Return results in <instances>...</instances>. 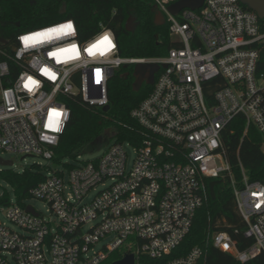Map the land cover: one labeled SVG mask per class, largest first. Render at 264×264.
I'll return each mask as SVG.
<instances>
[{"label":"built area","instance_id":"2783aa9c","mask_svg":"<svg viewBox=\"0 0 264 264\" xmlns=\"http://www.w3.org/2000/svg\"><path fill=\"white\" fill-rule=\"evenodd\" d=\"M176 1L151 0L174 42L161 58L121 56L110 27L80 40L72 19L24 31L10 49L0 41V152L22 159L52 162L71 115L69 99L77 95L103 107L115 69L167 64L131 111L144 131L139 141L114 137L101 156L84 161L78 154L73 163H58L60 169L37 164L44 168L43 180L23 201L12 195L3 205L0 264H111L127 255H133L132 264H206L207 247L182 244L206 200L207 181L216 178L230 182L245 224L244 245L236 227L209 232L206 243L242 264L264 256V182L250 179L241 161L234 170L224 143L236 118L244 126L242 138L253 127L264 139L262 21L239 0H203L200 7L174 14L169 5ZM68 22L71 33H52L28 47L20 39ZM105 34L110 46L102 44L90 55L86 49ZM72 45L78 55H50ZM44 68L55 79L43 74ZM29 77L38 84L26 87ZM28 198L45 203L46 213Z\"/></svg>","mask_w":264,"mask_h":264},{"label":"trees","instance_id":"16d2710c","mask_svg":"<svg viewBox=\"0 0 264 264\" xmlns=\"http://www.w3.org/2000/svg\"><path fill=\"white\" fill-rule=\"evenodd\" d=\"M129 15L135 16L138 24L133 32L126 29ZM153 18L151 0H0V39L3 47L10 49L16 43V37L24 31L72 19L78 27L80 40L92 37L102 27H110L115 33L121 56L161 58L174 46V42L170 39L168 24L157 26ZM261 21L264 27V20ZM260 55L258 69L264 73V46ZM133 69L132 64H127L112 72L107 86L108 109L105 111L101 106L83 102L77 95L68 100L71 115L55 148L52 163L73 159L83 151L94 149L97 139L104 136L108 128H113V137L119 141L141 139L144 131L131 111L149 94L152 84L145 82L135 90ZM243 129L241 119L236 118L224 132L228 159L234 170L241 161L250 179L264 182V139L253 127L242 138ZM44 173V168L37 164L21 171L11 167L0 168V181L10 187L0 194V204H8L10 195L19 202L26 199L29 189L43 180ZM206 195L182 247H207L206 264H242L206 243L209 232L236 227L240 229L236 237L241 241L240 246L244 245L241 232L245 224L236 210L229 180L209 179ZM245 264H264V256H257Z\"/></svg>","mask_w":264,"mask_h":264},{"label":"water","instance_id":"95a60500","mask_svg":"<svg viewBox=\"0 0 264 264\" xmlns=\"http://www.w3.org/2000/svg\"><path fill=\"white\" fill-rule=\"evenodd\" d=\"M203 0H177L174 3H171L169 5V10L176 14L178 11L182 8L188 7L191 9H195L197 7L201 6ZM241 4H243L245 7H248L249 9L256 12L259 19L264 20V0H239ZM154 12V18L153 22L157 26H161L164 23V16L161 11H159L156 7L153 8ZM136 18L133 15H129V17L126 19V29L130 32H133L135 30V27L138 25L135 21ZM2 42L3 40L0 39ZM166 67V63H136L134 65L133 74L136 76V80L133 84V88L135 90H138L141 88L143 82H147L149 84H152L154 82V73H156L160 67ZM103 110L108 109V104L104 105ZM97 147L102 143V136L97 139ZM13 164V161L11 159H3L0 157V166L4 167H11ZM27 210L33 212V209L31 207H27ZM133 263V255H127L123 259L116 260L111 264H132Z\"/></svg>","mask_w":264,"mask_h":264},{"label":"rangeland","instance_id":"374dc122","mask_svg":"<svg viewBox=\"0 0 264 264\" xmlns=\"http://www.w3.org/2000/svg\"><path fill=\"white\" fill-rule=\"evenodd\" d=\"M132 66L134 67V65H132ZM112 130H113V128H108L104 132V135L110 136ZM113 140H114V137L112 136L108 142L102 141V143L99 145V147H94V149H90V150L81 152L79 160L87 161V160L95 159V157L101 156L105 152L106 148L108 147L107 145L109 143H111ZM126 150L128 152V157L130 160L134 155L133 147L131 145L126 146ZM0 156L2 158H5V159H8V158L12 159L13 164H12L11 168H13L14 170H17V171H21L22 169H24L28 166H31L32 164H39V165H42L43 167H47V168L51 167L53 169H60L63 167L62 164H55V163H52L51 161H49L45 158L36 157V156H25V158L22 159L23 155L17 154V153H12V152H8V153L7 152H4V153L0 152ZM62 162L73 163L74 159L66 158V159H63ZM0 168H5V167L0 166ZM4 189L9 190L10 187L6 183L0 181V194L2 193V191ZM10 198H13L12 195H10ZM27 203H30L31 205H33L41 213H43V214L46 213V207L47 206L42 201H40L38 199H34V198H28ZM4 214H5L4 206L0 204V217L5 218V217H3Z\"/></svg>","mask_w":264,"mask_h":264},{"label":"snow or ice","instance_id":"6c2138e0","mask_svg":"<svg viewBox=\"0 0 264 264\" xmlns=\"http://www.w3.org/2000/svg\"><path fill=\"white\" fill-rule=\"evenodd\" d=\"M73 31V27L71 22H68L66 24H62L56 28H51L46 30L45 32H36V33H32L30 35H24L21 36L20 39L23 41L25 47H28L30 45H34L36 43L39 42V40L41 38H48L50 36V34L55 33L56 35H63V34H67V33H71ZM102 44H108L110 46V40L107 34H105L104 36H102L96 43L92 44L89 46L88 49H86V51L92 55L94 54V50H98L100 48V45ZM108 48H104L102 51H100V54L103 55L105 51H107ZM68 51H73L76 52L78 55V50L76 45H72L71 49H61L59 53H51L50 55L53 56H59L60 53L63 52H68ZM71 58V57H68ZM41 72L45 75H49L50 78L55 79V75L52 73H49V70L47 68L41 69ZM38 84V81L34 80L32 77L28 78V82L25 84L26 87H30L31 85H36ZM53 114L55 116H59L60 113L55 112V110L53 111ZM53 125H50V127Z\"/></svg>","mask_w":264,"mask_h":264},{"label":"flooded vegetation","instance_id":"af4514ba","mask_svg":"<svg viewBox=\"0 0 264 264\" xmlns=\"http://www.w3.org/2000/svg\"><path fill=\"white\" fill-rule=\"evenodd\" d=\"M134 17H135V16H134ZM135 28H136V27H135ZM144 83H145V82H143V84H144ZM143 84H142V85H143Z\"/></svg>","mask_w":264,"mask_h":264}]
</instances>
